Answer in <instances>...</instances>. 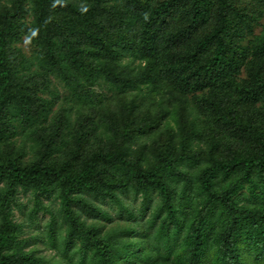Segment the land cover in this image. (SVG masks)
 Returning a JSON list of instances; mask_svg holds the SVG:
<instances>
[{
  "label": "trees",
  "instance_id": "obj_1",
  "mask_svg": "<svg viewBox=\"0 0 264 264\" xmlns=\"http://www.w3.org/2000/svg\"><path fill=\"white\" fill-rule=\"evenodd\" d=\"M263 19L0 0V264H264Z\"/></svg>",
  "mask_w": 264,
  "mask_h": 264
},
{
  "label": "rangeland",
  "instance_id": "obj_2",
  "mask_svg": "<svg viewBox=\"0 0 264 264\" xmlns=\"http://www.w3.org/2000/svg\"><path fill=\"white\" fill-rule=\"evenodd\" d=\"M262 23H264V19L262 20ZM17 45H21L27 56L29 55V46H27V42L25 41L24 43H19ZM19 200L23 203L27 202V198L23 197V195H20ZM30 206V204L28 205ZM26 213V209L24 210V213L20 212L18 209H14V216L17 221H22L23 220V215ZM49 220V215L48 214H43L42 212L39 214L37 218V225L36 227L41 228L45 226V223ZM37 230H34L33 228L26 227L25 228V233L24 236L31 235V234H36ZM45 245L39 242L34 243V247L39 251V254H43L46 257H50L51 255L54 254V250L52 249H47L44 247ZM30 248H32V244L30 245Z\"/></svg>",
  "mask_w": 264,
  "mask_h": 264
}]
</instances>
